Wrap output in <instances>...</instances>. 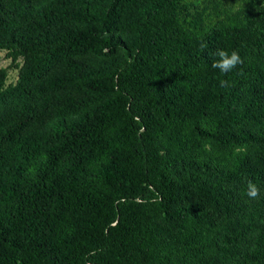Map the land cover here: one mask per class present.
<instances>
[{
	"label": "trees",
	"instance_id": "1",
	"mask_svg": "<svg viewBox=\"0 0 264 264\" xmlns=\"http://www.w3.org/2000/svg\"><path fill=\"white\" fill-rule=\"evenodd\" d=\"M0 49V264H264V0H0Z\"/></svg>",
	"mask_w": 264,
	"mask_h": 264
},
{
	"label": "clouds",
	"instance_id": "2",
	"mask_svg": "<svg viewBox=\"0 0 264 264\" xmlns=\"http://www.w3.org/2000/svg\"><path fill=\"white\" fill-rule=\"evenodd\" d=\"M205 46L206 45H202V47ZM215 55L218 59L213 62L212 67L218 69L219 72L224 75L232 72L238 65L244 62L237 50H233L229 53L227 50L218 49ZM222 83L224 82L222 81ZM247 196L250 199H256L260 196V188L252 180L247 182Z\"/></svg>",
	"mask_w": 264,
	"mask_h": 264
},
{
	"label": "rangeland",
	"instance_id": "3",
	"mask_svg": "<svg viewBox=\"0 0 264 264\" xmlns=\"http://www.w3.org/2000/svg\"><path fill=\"white\" fill-rule=\"evenodd\" d=\"M20 63V60H17ZM10 60L5 56V51L0 49V67H7ZM16 68H6L5 83H13L16 79Z\"/></svg>",
	"mask_w": 264,
	"mask_h": 264
}]
</instances>
